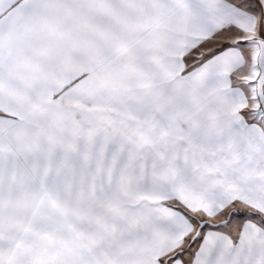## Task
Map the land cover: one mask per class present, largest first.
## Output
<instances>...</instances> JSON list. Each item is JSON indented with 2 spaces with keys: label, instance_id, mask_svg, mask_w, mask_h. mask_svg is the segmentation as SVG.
<instances>
[{
  "label": "snow or ice",
  "instance_id": "6c2138e0",
  "mask_svg": "<svg viewBox=\"0 0 264 264\" xmlns=\"http://www.w3.org/2000/svg\"><path fill=\"white\" fill-rule=\"evenodd\" d=\"M0 264H264V0H0Z\"/></svg>",
  "mask_w": 264,
  "mask_h": 264
}]
</instances>
